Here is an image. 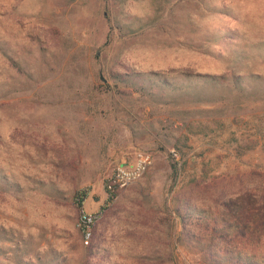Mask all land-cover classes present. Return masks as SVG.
Here are the masks:
<instances>
[{
	"label": "rangeland",
	"instance_id": "obj_1",
	"mask_svg": "<svg viewBox=\"0 0 264 264\" xmlns=\"http://www.w3.org/2000/svg\"><path fill=\"white\" fill-rule=\"evenodd\" d=\"M261 14L259 0H0V264H206L179 241L189 201L264 264V40L245 31ZM138 150L152 165L108 202ZM80 191L103 210L92 254Z\"/></svg>",
	"mask_w": 264,
	"mask_h": 264
},
{
	"label": "trees",
	"instance_id": "obj_2",
	"mask_svg": "<svg viewBox=\"0 0 264 264\" xmlns=\"http://www.w3.org/2000/svg\"><path fill=\"white\" fill-rule=\"evenodd\" d=\"M176 212L181 222L179 241L201 253L206 264H261L255 258V253L241 249L236 239L242 232L234 229L233 224L223 219L220 210L216 208L208 210L189 201L184 205H178ZM104 214L107 215L108 212ZM96 225L93 227L90 242L86 245L88 254L94 252L96 236L100 234V227L97 228ZM41 259L40 255H36L34 260L22 259L18 264H37Z\"/></svg>",
	"mask_w": 264,
	"mask_h": 264
},
{
	"label": "built area",
	"instance_id": "obj_3",
	"mask_svg": "<svg viewBox=\"0 0 264 264\" xmlns=\"http://www.w3.org/2000/svg\"><path fill=\"white\" fill-rule=\"evenodd\" d=\"M152 163L153 156L149 151L138 150L128 161H122L116 165L104 183L107 201H113L121 190L140 179ZM84 193L85 191L77 193L75 203L78 207L77 227L81 232L84 245H88L92 237L93 227L102 218L103 210L101 208L94 210L85 208Z\"/></svg>",
	"mask_w": 264,
	"mask_h": 264
},
{
	"label": "clouds",
	"instance_id": "obj_4",
	"mask_svg": "<svg viewBox=\"0 0 264 264\" xmlns=\"http://www.w3.org/2000/svg\"><path fill=\"white\" fill-rule=\"evenodd\" d=\"M259 6L264 8V0H259ZM245 31L250 38L264 40V14L258 17H250Z\"/></svg>",
	"mask_w": 264,
	"mask_h": 264
},
{
	"label": "crops",
	"instance_id": "obj_5",
	"mask_svg": "<svg viewBox=\"0 0 264 264\" xmlns=\"http://www.w3.org/2000/svg\"><path fill=\"white\" fill-rule=\"evenodd\" d=\"M95 201H97V198H95ZM96 205V204H95ZM96 207V206H95ZM96 209V208H95ZM92 210H94V209H92Z\"/></svg>",
	"mask_w": 264,
	"mask_h": 264
}]
</instances>
